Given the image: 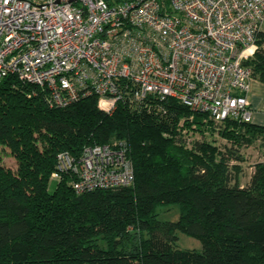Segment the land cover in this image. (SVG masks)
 I'll use <instances>...</instances> for the list:
<instances>
[{
    "label": "trees",
    "instance_id": "1",
    "mask_svg": "<svg viewBox=\"0 0 264 264\" xmlns=\"http://www.w3.org/2000/svg\"><path fill=\"white\" fill-rule=\"evenodd\" d=\"M246 62L264 81V31ZM204 120H207L206 122ZM202 133L189 142L184 130ZM226 139L217 146L205 132ZM264 126L216 123L172 98H127L108 114L88 95L55 107L48 95L8 76L0 83V264H264V161L240 182L241 150ZM123 141L133 185L76 194L71 174L51 181L60 152ZM189 144L191 145L189 147ZM179 207L177 221L161 220ZM178 231L200 240L179 249Z\"/></svg>",
    "mask_w": 264,
    "mask_h": 264
},
{
    "label": "built area",
    "instance_id": "2",
    "mask_svg": "<svg viewBox=\"0 0 264 264\" xmlns=\"http://www.w3.org/2000/svg\"><path fill=\"white\" fill-rule=\"evenodd\" d=\"M264 0H0V83L8 76L66 107L94 95L112 113L127 98H169L216 123H251L249 61ZM50 180L76 194L135 181L123 141L60 152Z\"/></svg>",
    "mask_w": 264,
    "mask_h": 264
},
{
    "label": "rangeland",
    "instance_id": "3",
    "mask_svg": "<svg viewBox=\"0 0 264 264\" xmlns=\"http://www.w3.org/2000/svg\"><path fill=\"white\" fill-rule=\"evenodd\" d=\"M205 122L207 120H204ZM184 136L188 139L189 142H193L195 139H202V133L196 131V125H193V130H184ZM205 138L209 141H212L217 146H224L227 141L223 138L218 131L214 133H210L209 131L205 132ZM117 141V140H115ZM114 141V142H115ZM191 145L189 144V147ZM241 154L244 158L242 162H240L241 171L239 172L240 175V182L242 185L248 183L251 174L255 170V165L258 162L264 161V140L262 138H258L256 142L248 147H243L241 150ZM0 157L2 160V164L6 167H9L13 170H16V160L10 154L8 149H3L0 152ZM159 218L161 220H171L177 221L179 219V207L177 205L168 207H163L159 211ZM178 243L177 246L179 249H190L195 251H200L202 248L201 242L199 239L195 237H191L186 235L185 233L178 231Z\"/></svg>",
    "mask_w": 264,
    "mask_h": 264
},
{
    "label": "crops",
    "instance_id": "4",
    "mask_svg": "<svg viewBox=\"0 0 264 264\" xmlns=\"http://www.w3.org/2000/svg\"><path fill=\"white\" fill-rule=\"evenodd\" d=\"M261 30L264 31V21L261 25ZM248 100L253 111L251 122L264 126V81L258 79L251 81Z\"/></svg>",
    "mask_w": 264,
    "mask_h": 264
}]
</instances>
